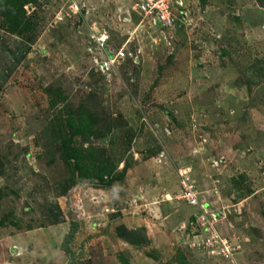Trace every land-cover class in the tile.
Instances as JSON below:
<instances>
[{
	"label": "rangeland",
	"instance_id": "374dc122",
	"mask_svg": "<svg viewBox=\"0 0 264 264\" xmlns=\"http://www.w3.org/2000/svg\"><path fill=\"white\" fill-rule=\"evenodd\" d=\"M22 2L27 33L0 12V264H264V0H170L167 27L141 0ZM103 31L111 47L127 43L115 70L92 57ZM81 105L84 146L113 168L103 181L62 156L58 131L84 142L68 124ZM184 171L220 212L232 258L204 244L211 230L181 197ZM159 179L167 189L148 187ZM101 186L117 198L99 200ZM107 207L156 218L167 248L104 242Z\"/></svg>",
	"mask_w": 264,
	"mask_h": 264
},
{
	"label": "built area",
	"instance_id": "2783aa9c",
	"mask_svg": "<svg viewBox=\"0 0 264 264\" xmlns=\"http://www.w3.org/2000/svg\"><path fill=\"white\" fill-rule=\"evenodd\" d=\"M178 4L183 6V1H179ZM138 8L139 12L142 13L144 17H151L156 25L167 27L174 23L173 3L170 2V0H141ZM96 37L97 41L92 57L94 56L95 61L100 67L108 66L107 69H109V71L115 70L117 64L129 55L125 47L127 43L120 49L111 47L108 42L109 34L107 31H103L100 34L97 33ZM186 173L187 171H184L182 175L181 197L189 205L198 208L199 211L196 213V218L201 234H206L207 230H211V233L205 236L207 242L204 241V244H217L218 253H221L225 257H231L233 255L232 251L234 250L233 244L229 239L223 237L221 233H219L220 231H218V228L213 226L214 221L218 220L220 212L216 209L209 208L206 203L201 200L197 185L190 177H187ZM106 211H110V208L107 207Z\"/></svg>",
	"mask_w": 264,
	"mask_h": 264
},
{
	"label": "trees",
	"instance_id": "16d2710c",
	"mask_svg": "<svg viewBox=\"0 0 264 264\" xmlns=\"http://www.w3.org/2000/svg\"><path fill=\"white\" fill-rule=\"evenodd\" d=\"M0 12L4 15V21L7 24L6 26L12 32H26L33 28L29 19L25 17V9L23 8L22 0H0ZM55 88V87H54ZM54 88H49L53 91ZM58 93H61L60 88H57ZM52 104L55 103V100L51 101ZM83 105L79 109L80 122H75V117L72 114H69L68 123L71 127V137L76 134L82 135L84 142L74 141L73 138L68 137L63 134V132L58 131V138L61 142L62 147V156L65 160V163L69 168L74 166L75 169H78V176L81 178H99L103 181L104 177L108 173L112 172L113 168L110 167V162L106 157H103L101 151H97L92 144L90 146H84L85 142L89 141L91 138V122H83ZM75 115L76 112L72 111ZM62 128V124L60 123ZM61 132V133H60ZM60 133V134H59ZM73 170V169H72ZM125 176V175H124ZM79 226L78 221H73V225L66 237V241L74 238V233ZM71 251L70 247L68 248ZM122 255V253H120ZM120 259L124 260L126 264V257L123 255Z\"/></svg>",
	"mask_w": 264,
	"mask_h": 264
},
{
	"label": "crops",
	"instance_id": "0c3cea01",
	"mask_svg": "<svg viewBox=\"0 0 264 264\" xmlns=\"http://www.w3.org/2000/svg\"><path fill=\"white\" fill-rule=\"evenodd\" d=\"M158 172L161 174V178L163 177L161 173L160 167ZM158 176V175H157ZM159 178V176H158ZM152 186L154 189H167L166 181L161 182L159 179V183H153ZM113 186H104L99 187L96 192L99 195V200L105 201L107 198H117V193L111 188ZM147 187V189H148ZM146 189V190H147ZM153 190V189H152ZM143 198L147 199L148 191H145L143 189ZM141 194V193H140ZM155 198V197H154ZM156 199L160 200V203H162V199L160 195L156 196ZM168 200V199H167ZM111 207V206H110ZM162 207V204H161ZM157 206L154 208V211L156 212ZM121 211V212H120ZM103 217L102 220L105 222V227H103V232L101 233L100 237L103 239L104 242L111 241L112 244L116 245L118 247V250H133V249H142L148 247V245H151L152 247H155L157 250H163L164 247L167 248V243L164 239V233L157 229L160 225L159 223H155L154 221L156 218L151 217L147 212L142 214L139 211L130 210L128 208H119L117 212L111 211L105 212L102 211ZM162 213V214H161ZM175 214V213H171ZM162 216L164 217V212H156V216ZM166 217V216H165ZM156 224V226H155ZM165 249V248H164ZM126 254V253H125ZM100 261V260H99ZM124 261V260H122Z\"/></svg>",
	"mask_w": 264,
	"mask_h": 264
}]
</instances>
